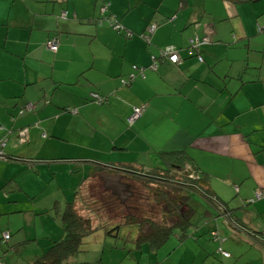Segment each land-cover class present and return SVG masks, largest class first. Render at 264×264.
Returning a JSON list of instances; mask_svg holds the SVG:
<instances>
[{"label":"crops","instance_id":"1","mask_svg":"<svg viewBox=\"0 0 264 264\" xmlns=\"http://www.w3.org/2000/svg\"><path fill=\"white\" fill-rule=\"evenodd\" d=\"M108 1L103 17L130 36L95 22L100 0H0V232L10 236L19 204L44 193L55 163L71 172L87 168L86 160L148 169L164 166L159 152L178 150L245 229L210 215L212 202L195 191L209 205L202 200L201 224L153 252L142 245L139 252L152 254L144 262L264 264V247L249 234L264 235V0ZM152 23L145 43L140 34ZM52 36L55 51L45 46ZM193 36L208 41L190 55ZM166 45L178 61L150 67L149 55ZM129 73L134 77L122 83ZM28 102L32 110L17 115ZM143 105L138 121L122 127L132 107ZM135 142L140 155L128 157ZM226 245L234 257L215 254ZM249 247L252 255L244 256ZM112 249L107 264H134V255L123 259L124 250Z\"/></svg>","mask_w":264,"mask_h":264},{"label":"trees","instance_id":"2","mask_svg":"<svg viewBox=\"0 0 264 264\" xmlns=\"http://www.w3.org/2000/svg\"><path fill=\"white\" fill-rule=\"evenodd\" d=\"M227 1L238 3L243 1L253 2L257 0H227ZM102 6H105L106 9L107 0H102V4H100L99 6L100 16L98 18H95L94 20L98 25L102 24L103 21H105L106 24L109 26L107 19L108 16L103 17V13L105 12V9L101 10ZM60 17L64 18L65 14H63L62 16L60 15ZM111 18L115 20L113 17ZM115 30L117 32H120V30L117 29ZM130 32L131 31L128 32V30H124V29L121 31V33H123V35L125 34V36L127 37L130 36ZM149 34L150 33L147 32L146 29L140 34L141 38L144 40L145 43H148L149 41ZM52 37L55 38L57 41L56 37L54 36ZM160 48L157 49V52ZM186 51H187V47H186ZM192 52L193 53L191 54H195L194 51ZM151 55L157 56V53L150 54L149 60ZM157 61H162V60L157 58L156 64ZM128 82L129 81H127V83ZM97 96L95 94L92 95V97L95 98V100L99 99V97ZM20 109L22 108H19L18 110ZM69 111H73V110H70L69 108ZM141 114H142V109L139 116ZM125 122L128 125L132 123V121L128 123L126 121V118H125ZM1 139L4 140V138ZM1 153H2V157L0 158H4L5 155L3 154L2 150ZM159 155L161 156L160 158L162 159L163 162L162 165L164 166L150 167L148 169L134 168L129 165H124L123 167L108 166L96 160H86L91 164H89L88 167L86 168L84 175L81 177L79 181V185L75 188V190H73L72 198L64 202L61 210L57 214L59 216V220L61 224L60 235L56 238H48L49 244L47 245L46 249L43 250L40 255L34 257L31 260L30 264L73 263L74 256L76 255V253L81 251L80 247L83 238L87 234L95 230L96 228L103 226V224H109L111 226L109 228L110 230L106 232L108 235H113V236L117 234L116 231H118L121 227H125V226L129 227L130 225L136 227L137 229L136 235L132 236V241L134 243L135 249L138 250V252L142 245H145L146 248L152 252L158 249L168 239V237L173 234L174 228H178L179 229L178 235L180 237H184L186 235L187 228L190 225L189 215L192 210L189 203L187 202L189 198V193L188 191H186L187 187L194 189L196 192L200 193V195H202L205 198H208V200L212 202L214 206V211L212 212L213 215L223 214L225 220H227L228 223L234 225L235 227L239 226L241 229H245V227L240 225L233 218V216L231 215L228 216L227 208L224 202L217 199L216 196L213 195V192L209 189L207 183V176L197 171V168L191 161V158L184 151H178V150L168 151V152L161 151L159 152ZM96 183L99 184V189H100L99 191L107 192V197L110 198L107 203L109 205H114V206L125 204L128 201V199L131 198V196L134 197L136 200L139 199V197L133 196L134 189L140 187L137 185L150 188V191L152 193V197L150 198V201L156 204L161 203V205L163 206V208L161 209V213L159 215V220L154 221L149 217L136 219L135 217H133V215L127 213L118 214V212L115 209L111 208L110 213L112 215H108L107 217H105L104 220H101V216H100L101 213L98 214V212L96 211L97 214L95 212V216L96 218H98V220L96 219L97 221L95 222L96 224H91V219L88 216V214L89 212H91L92 209L89 204L86 205L87 204L86 200H84V198H82L81 195H82V190H84L86 186L88 188L92 186L93 188ZM105 184H108V187H105ZM138 194L139 195L136 196L141 195V193L139 192ZM76 202L82 204L83 207L80 205V208L82 209V211H85L86 214H84V212L81 213L78 212V210H76L75 207ZM52 208H55L54 205L52 206ZM143 225H146V228L142 231ZM111 230L114 231L109 232ZM2 232H0V240L6 242V240L9 237V233L5 231L7 232L8 236L7 238L4 239L1 237ZM249 234L253 237V239L255 240L257 239L256 242H258L259 245L264 247L263 234H254V233H249ZM210 238L216 240L215 236L212 237L210 235ZM218 247H216L215 253L219 254L222 258H227L229 254L227 253L228 255L225 257L222 256V254L217 251ZM126 253H124L123 259L127 257L128 254ZM139 254H141V251L139 252ZM134 264H156V263H149L144 261L141 262L140 260L135 259Z\"/></svg>","mask_w":264,"mask_h":264},{"label":"rangeland","instance_id":"3","mask_svg":"<svg viewBox=\"0 0 264 264\" xmlns=\"http://www.w3.org/2000/svg\"><path fill=\"white\" fill-rule=\"evenodd\" d=\"M107 2L109 1L107 0ZM100 4H102L101 0H100ZM96 11L98 13L99 4L96 7ZM102 25H106V22L104 21ZM185 53H187L186 49H185ZM193 57L195 58V56ZM135 107H139V106H135ZM141 107L143 111L144 105ZM134 121L135 120H133L132 123ZM136 121H138V119ZM131 124L129 125L131 126ZM119 125L120 123L118 122L117 123L118 129L121 128V126ZM129 125L124 124L122 127L124 128L126 126L129 127ZM138 149L140 148L136 145L135 142L128 149L129 151L133 150L132 152L129 153V156L125 152H121V154L128 157L137 156L140 155L138 154L139 152H136L138 151ZM142 157L146 159L148 158L147 156H144V154L140 156V158ZM160 157L161 156H159V158ZM149 159L151 160V158ZM58 164L61 165L58 166ZM64 165L67 164L62 163L61 161L59 163L54 164L53 167L57 169L58 166L60 168L59 171L53 168L52 181L49 183V186L46 188L44 193L34 198L33 204H29L28 201L19 204L20 207H23L21 208L22 211L15 214V216H13L12 218L13 220L12 226H14L15 228H13V230L11 231L9 239H7L6 242L0 240L1 264H10L11 262L14 264H30L31 260L34 257L40 255L41 250L42 249L45 250L47 247L46 245L49 244V239L43 237L45 234L47 236H50L51 238H56L60 235L61 224H60L59 216L57 215L59 213L57 211V206L61 209L64 204V201L70 200L72 198L73 190H75L79 180L86 171V168H80L76 172H71L70 167L66 166L65 168ZM143 167L144 166L139 168L144 169ZM96 184L94 185L93 188L92 186H90L89 188L86 186V188L82 190V195H81V197L84 198V200H86L87 203L86 205L89 204L92 209L91 212H89L88 214V216L91 219V224H96L95 223L97 222L96 219L98 220V218H96L95 216L96 211L98 212V214L101 213L100 214L101 220H104L105 217H107L108 215H112L110 213L111 208L115 209L118 212V214L127 213L133 215V217H135L136 219L149 217L154 221L159 220V215L161 213V209L163 208V206L161 205V203L156 204L150 201V198L152 197L150 188L137 185L140 187L134 189L133 196L139 197V199L136 200L134 197L131 196V198H129L125 204L114 206V205H109L107 203L110 199L109 197H107V192L99 191L100 190L99 184L98 183ZM105 187H108V184H105ZM186 191H188L189 193V198L187 202L192 208L191 213L189 215L190 227L187 228L190 229L191 227L192 228L195 227L197 224H201V222L203 221L206 211V209H204L203 211V205H204L203 201L207 204L208 208L209 205L207 201H205L204 199H202L203 201L199 199L194 189L187 187ZM50 192L51 195L49 196ZM138 192L141 193L140 196H136L139 195ZM45 193H48V195L45 196ZM196 200L197 203H194L193 201ZM54 201H56V203L54 204L55 208H52ZM80 205L82 206V204H80L79 202L75 203L76 210H78V212L81 213L84 212V214H86L85 211H82ZM41 208H45L46 210H44V212H41L40 211ZM209 214L212 215V212L210 211ZM2 218H5V216H2L0 220H2ZM110 227L111 226L109 224H103V226H100L95 230H93L91 233L87 234L82 240V244L80 247L81 251L76 253V255L73 258L74 260L73 263L70 264H107L106 260L107 257L109 256L107 252L108 248L124 250V252H129L128 255L135 254L134 258L140 260L141 262L145 261L147 256L148 259L152 256L151 253L150 254L143 253L144 250L142 249H141L142 253L139 254L138 250L135 249L134 243L132 241V236H134V233L136 235V231H137L136 227H134L133 225H130L129 227L128 226L121 227L118 231H116L117 234L115 236L107 234L106 231L110 230L109 229ZM145 228L146 225H143L142 231ZM112 231L114 230H111L109 232ZM46 232H48L49 235ZM178 232L179 229L174 228L173 234L170 236L175 237ZM23 233L25 234V236L23 235ZM34 235H37V237H35ZM28 238L29 240L24 241L22 244L16 246L8 247L6 244L13 242L14 239L26 240ZM226 246H222L221 248L223 249L224 252L231 255V257H234V255L230 252L231 250L230 245H226ZM114 249L112 250L115 253H118ZM143 249H145V245ZM248 255L249 256L252 255V250L250 249V247L246 249V252H244V256H248ZM214 257H216V255H214ZM117 260L118 257H116L115 260L111 259L112 263L116 262ZM213 261L216 263L218 262L217 258L216 260L213 259Z\"/></svg>","mask_w":264,"mask_h":264},{"label":"built area","instance_id":"4","mask_svg":"<svg viewBox=\"0 0 264 264\" xmlns=\"http://www.w3.org/2000/svg\"><path fill=\"white\" fill-rule=\"evenodd\" d=\"M104 9H105V6H102L101 10H104ZM63 14H61V16ZM107 19H108L109 26H111L113 29H117V30L122 31V26L116 20H113L111 17H108ZM153 29H154L153 24L146 27V31L149 33H151ZM207 41L208 40H207L206 36H203L201 38H199L197 36H193V37L189 38L188 42H187V53L191 54V53H193L192 51L195 52V50L197 49L199 44L206 43ZM45 46L48 50L54 51L56 49V46H57L56 39L53 37L47 39L45 42ZM196 57L199 61L201 60L200 56L197 55ZM157 58L160 60H166L168 62L175 63L178 61L179 56H178L177 50L174 47H172L171 45H166V46H164L158 50L157 56H154V55L150 56V67L154 68L156 66V59ZM132 69L138 70V71L141 70V68H139L135 65H132ZM133 77H134V74L129 73L127 78L122 79L121 82L127 83V81H130ZM32 107H33V105L30 102H28V103L23 105L22 109L17 111V114L20 115V114H22V112L24 110H26V111L30 110V109H32ZM141 109H142V107H133L131 113L126 117V121L129 123V122L133 121L135 118H137L141 112ZM3 144H4V140L0 138V147ZM0 157H2L1 150H0ZM260 195H261V193L259 190L254 193V196L256 198H258ZM7 236H8L7 232L4 231L1 233V237L4 239L7 238ZM217 251L220 252L222 254V256H224V257L228 255L220 247L217 248Z\"/></svg>","mask_w":264,"mask_h":264}]
</instances>
